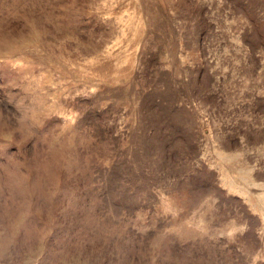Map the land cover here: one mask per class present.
Listing matches in <instances>:
<instances>
[{
    "label": "rangeland",
    "instance_id": "374dc122",
    "mask_svg": "<svg viewBox=\"0 0 264 264\" xmlns=\"http://www.w3.org/2000/svg\"><path fill=\"white\" fill-rule=\"evenodd\" d=\"M0 264H264V0H0Z\"/></svg>",
    "mask_w": 264,
    "mask_h": 264
}]
</instances>
